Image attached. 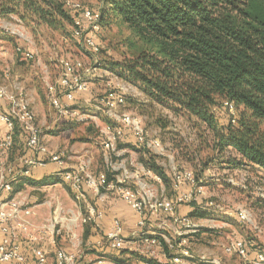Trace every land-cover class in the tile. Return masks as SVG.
<instances>
[{"label": "rangeland", "instance_id": "374dc122", "mask_svg": "<svg viewBox=\"0 0 264 264\" xmlns=\"http://www.w3.org/2000/svg\"><path fill=\"white\" fill-rule=\"evenodd\" d=\"M68 1L79 3L95 11H101L102 8V0ZM70 31L71 27L67 24H64L63 28H46L39 26L37 22L21 21L14 15L0 18V52L4 55H0V75L2 77L3 71L7 69L11 74L10 78L4 81L3 77H0V82L5 83V86L8 85L10 90L20 87L24 93L25 86L35 85L46 95L47 84L54 83L61 72L60 61L79 60L85 68L91 69L87 76L88 90L86 93H90L89 95L94 99L103 95L110 87H118V90L125 96V105L119 112H128L132 117L140 119L146 139L148 141L157 140L161 143L162 151H149L159 157L157 162L169 179V186L165 187L163 183L156 182L154 175L143 174L141 170L143 165L140 162L142 154L129 146L133 145V141L129 142L128 138L132 134L127 129L124 134L127 139L122 138L117 141L113 149L108 152L104 151L100 144L94 145L93 158H90L91 167L94 165L100 171L108 170L111 174L114 171L117 175L122 173V169L127 170L128 173L138 171L140 185L131 182L129 185L144 199L152 201L155 199L169 201L175 194L173 174L189 173L196 181L195 188L198 189L195 200L192 202L196 201L197 211L204 213L205 216L189 218L187 224L177 225V233L173 235L172 240L164 228L157 231L159 235L154 236H159L164 241L167 240L166 243L171 246L169 249L172 254L177 255L179 249L177 244L181 237L178 234L185 233L186 246L191 255V258L184 260L185 264H202V258L218 259L220 264L252 262L251 252L256 250L264 252V202H261L264 200V172L256 167L228 169L227 161L238 159V156L229 149L223 152L215 150V136L209 128L184 112L176 113L166 106L150 104L137 86L123 80L115 71L109 69L110 63L120 64L128 59L136 58L144 48L143 43L136 39L125 25L117 22L114 16L103 19L97 31L91 30L87 33L88 37L93 38L99 47L97 54L90 53L89 50L83 48L81 42L72 39ZM17 47L22 52L32 53L33 60H25L21 54H15L14 49ZM21 71L29 78L26 83L21 78H16ZM44 100L45 107L49 108L52 116V113H55L53 107L47 98ZM77 106L79 107L75 109H79L86 115L96 113L95 116L98 117L95 118L98 120L90 118L89 123L83 124L61 119L54 126L53 132L38 127L39 131L57 135L65 132V138L70 137L71 135L66 133L71 132L92 133L95 143H101L103 137L99 136V130L109 120L94 108L84 107L81 104ZM69 107L71 108L70 105ZM227 120V113L219 109L216 124L222 126ZM52 121L50 118V122ZM157 121H161L166 126L162 127ZM72 128L74 131H71ZM60 139L62 140L63 137ZM18 155V150H13L11 158ZM190 188L188 184H183L181 190L187 192ZM22 196L25 195L22 194ZM26 197L29 199L28 196ZM238 211L247 212L249 222H239L236 214ZM61 215L63 217V214ZM160 215L157 216L159 222H154L155 226L164 220L171 227V217L163 216L165 214ZM70 217L71 215L68 214V218L61 223L74 225L76 222H70ZM58 224L55 225L54 234L60 229ZM191 230L194 233L197 232V236H193L194 233H188ZM71 233L68 232L66 236H70ZM68 240L71 243L70 237ZM235 240L246 244L248 252L246 259L234 254L227 255L224 252V248ZM82 241L83 246L85 240ZM58 247L62 248V246ZM149 252H152V249H149ZM152 258L157 260V254L154 253ZM88 264H94V260Z\"/></svg>", "mask_w": 264, "mask_h": 264}, {"label": "trees", "instance_id": "16d2710c", "mask_svg": "<svg viewBox=\"0 0 264 264\" xmlns=\"http://www.w3.org/2000/svg\"><path fill=\"white\" fill-rule=\"evenodd\" d=\"M66 1L0 0V18L14 15L46 28H63L64 24L72 28L73 17L79 14ZM97 12L99 25L112 15L144 46L136 58L110 63L111 71L137 86L150 104L184 112L209 128L215 136V150L229 149L238 156L227 161L228 169L256 167L264 172V0H102L101 11ZM69 34L80 42L72 30ZM224 102L233 104L234 117ZM219 109L228 116L221 127L216 124ZM12 133L9 161L15 135L24 141L19 157L26 151L22 130L16 125ZM129 146L142 154L143 167L168 187L169 179L157 162L159 157L134 140ZM22 178L23 182H32L31 175ZM60 179H46L44 183ZM195 202L183 204L192 208L187 218L205 216L197 211ZM154 238L160 244L164 263L126 250L104 256L114 264H130L131 259L144 264H171L176 255L162 238ZM253 252L255 256L262 251Z\"/></svg>", "mask_w": 264, "mask_h": 264}, {"label": "built area", "instance_id": "2783aa9c", "mask_svg": "<svg viewBox=\"0 0 264 264\" xmlns=\"http://www.w3.org/2000/svg\"><path fill=\"white\" fill-rule=\"evenodd\" d=\"M66 5L76 11L79 15L73 17L72 34L80 40L84 49L92 54L99 53V47L93 38L88 37V31L99 29V13L82 6L79 3L66 1ZM15 54H21L25 60H33V54L22 52L17 47ZM61 72L52 84H47V95L49 102L56 113V120L59 121L68 117L75 122H82L87 115L81 113L79 109L70 108L78 95L86 93L88 90V74L90 68H85L79 61L61 60ZM4 104L5 110L2 109ZM125 105V96L118 90V87H110L101 96L94 99V109L101 112L109 120L102 131V148L108 152L112 150L117 141L124 137L125 130L129 131L134 141L144 145L148 150L162 151L161 143L157 140L148 141L140 119L132 117L128 112H119ZM224 107L228 113L234 117L235 109L232 103L224 102ZM233 122V120H232ZM0 123L4 124L7 133L0 137V264L17 263L24 264L26 257L21 250L18 242L20 237L29 242H34L37 236H48L52 238L55 225L63 221L64 218L58 212H54L51 222L47 225L35 227L31 222V206L26 196L20 195L16 189L22 177L31 175L34 168L46 167L49 163H54L63 168L65 162L59 154L53 153L41 142V134L35 123L34 114L29 107L28 100L22 88L15 87L9 90L4 84H0ZM18 126L26 139L27 154L19 157L15 163L8 162L4 153L12 145V135L15 126ZM105 161L106 158H105ZM16 166H20L17 168ZM144 175L151 176L153 173L143 167ZM110 174V177H109ZM58 175L69 186L75 203L79 204L85 197L86 189L94 195L101 193H111L121 199L138 218L137 226L143 229L150 216L160 214L169 215L176 224H187L189 218H178L175 212L178 206L194 201L196 194L195 180L189 173L173 174L174 196L167 201L166 199L146 200L140 193L131 188V183L140 185V173L138 171L128 173L122 169V173L117 175L114 171L94 173L91 170V161L83 160L75 168L62 170ZM111 178V180L109 179ZM155 180L160 181L155 176ZM188 184L189 191H182L180 187ZM199 193V192H198ZM6 194V197H1ZM211 204V203H210ZM86 215L79 218H71L72 221L79 220L82 224L93 223L102 217V212L91 205L85 207ZM237 218L241 223L249 222L248 214L245 211H238ZM119 221H113L110 229L98 244H104L112 251H120L125 246ZM193 234L194 231H188ZM187 234V233H186ZM180 240L177 244L178 254L172 259V264H185L184 260L191 258L187 248V239L184 233L179 234ZM74 238V236H72ZM145 242L159 246L156 238H146ZM171 248V246H169ZM224 252L227 255H237L242 259L247 257L246 244L243 241L235 240L229 243ZM32 256L35 264H75L76 256L67 254L64 250L57 249L53 260L48 259L46 251L41 247H32ZM202 264H220L218 259H204ZM251 264H264V253L256 252Z\"/></svg>", "mask_w": 264, "mask_h": 264}, {"label": "crops", "instance_id": "0c3cea01", "mask_svg": "<svg viewBox=\"0 0 264 264\" xmlns=\"http://www.w3.org/2000/svg\"><path fill=\"white\" fill-rule=\"evenodd\" d=\"M0 55L4 56L1 52ZM10 75L11 74L8 69L3 71V81L10 78ZM16 78H21L24 83L29 80V78L26 76V74L23 73V71H21L20 74H17ZM0 84L5 83L0 82ZM6 87L10 90V87L8 85ZM25 93L26 96H28V104L34 114L36 125L39 128H45L44 130L53 132L54 126L59 121L56 120V113H52L51 116V114L49 113V108L47 109V107H45L44 99L47 98L49 102L47 92L45 95V93L43 94V91H40L39 88L35 87V85H27L25 86ZM89 94L83 93L79 95L76 100L70 104L71 108H78L79 106H77V104H81L84 107L88 106L94 108V103H92L94 97L90 96ZM1 105L2 109L5 110L4 104L1 103ZM95 114L96 113H90V115H87V117L82 122L78 123L86 124L89 123V120L91 119L98 120V118H95L98 117L95 116ZM50 118L53 120L52 122H50ZM64 119L73 121L68 117ZM49 122L50 124L47 125V123ZM73 129L74 128H72L71 131H74ZM99 131V136L102 137L103 128ZM5 133H7L6 127L4 126V124L0 123V137H2ZM40 134L42 144L47 147L49 151L62 156L65 165L63 166V168H60L54 163H49L46 167L34 168L31 172V183L28 181L23 182L25 178H21L20 183H22L16 184V189L18 190V193H20V195L23 194L29 197L32 224L35 227H40L49 224L54 216L55 211L59 214H63L64 219L68 218V214L71 215L70 218L72 219L79 218L80 216H85V207L87 205H91L97 210L101 211L102 217L97 219L95 222L88 224H82L79 220H77L75 221L76 223L72 226H69L68 224L64 225L59 222L58 225H60V229L57 230L55 234H53L52 238L48 236H37L34 242H29L24 240V238L20 237L18 239V242L20 243L21 250L26 257V261L24 264H35L34 257L31 253V249L33 246L43 248L46 251L48 259L50 261L53 260L54 253L57 249H63L67 254H72L76 256L75 264H88L92 260H94V264H114L104 256V254L112 250L106 248L104 244L100 245L98 243L103 240L104 235L110 229L113 221L115 220L119 221L122 231L121 234L125 240V246L121 251L126 250L131 253H137L138 255H141L145 258H152V255L155 253L157 254V261L164 263L166 259L164 258L160 246L150 245L145 242V239L159 235L157 231L163 228L167 230L169 237L173 238V235L177 233V225L179 224L174 223L172 217L171 227H169L168 223L164 220H162L155 226L154 222H159L157 215L150 216L146 221L145 227L143 229H140L137 226V215L114 194L101 193L100 195L96 196L90 190L86 189L84 199L81 203L77 204L73 200L71 190L68 188L67 184H65L61 179L59 180V182L51 184L44 183V180L46 179H54L55 177H58L59 179L58 173H60L62 170L75 168L83 160L89 159L91 161L94 153V145H101L102 142L98 144L95 143L96 141L92 133L71 132L66 133L71 135L67 138H65V132L59 133L57 135L55 133H42L40 130ZM20 137L18 135H15V146L13 150H18V152L22 153V149L24 148V141ZM61 137H63L62 140L60 139ZM131 137L133 136L130 135L128 138V140H130L129 142L134 140V138ZM123 138H125L126 140L127 136L124 135ZM8 152L9 150L4 153L6 159L8 156ZM24 153L27 154L26 151H24ZM18 157L19 155L15 158H11V161L8 160V162L16 164ZM16 167L19 168L20 166ZM91 170L94 173L103 172L97 169L94 165L93 167H91ZM155 181L160 182L157 180ZM180 189H182V186L180 187ZM1 197H6V194H2ZM191 210L192 208L188 205H180L176 209L175 216H177L178 218L186 217L191 212ZM72 219H69V221L74 222L72 221ZM68 232H72L70 236H66ZM72 236H74V238H72ZM69 237L72 240L71 243L68 240ZM82 240H85L83 246ZM58 246H62V248ZM89 247L91 249H88ZM149 249H152V252H149ZM88 251L90 252L87 253ZM250 257L251 261H253L255 257L254 252L250 253ZM251 263L252 262H249L247 264ZM130 264L144 263L131 259Z\"/></svg>", "mask_w": 264, "mask_h": 264}]
</instances>
